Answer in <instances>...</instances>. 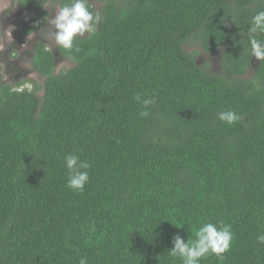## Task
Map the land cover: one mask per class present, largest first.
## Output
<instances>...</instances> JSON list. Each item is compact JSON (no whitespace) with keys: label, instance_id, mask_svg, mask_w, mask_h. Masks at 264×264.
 <instances>
[{"label":"trees","instance_id":"trees-1","mask_svg":"<svg viewBox=\"0 0 264 264\" xmlns=\"http://www.w3.org/2000/svg\"><path fill=\"white\" fill-rule=\"evenodd\" d=\"M50 1L12 3L42 21ZM100 1L93 32L56 48L69 69L35 42L43 82L0 84V264H182L174 237L204 223L233 239L199 264H264V61L245 76L264 0ZM137 94L156 100L146 118ZM228 109L242 119L221 122ZM68 154L91 165L83 192L66 186Z\"/></svg>","mask_w":264,"mask_h":264},{"label":"clouds","instance_id":"clouds-1","mask_svg":"<svg viewBox=\"0 0 264 264\" xmlns=\"http://www.w3.org/2000/svg\"><path fill=\"white\" fill-rule=\"evenodd\" d=\"M42 6L48 9L46 6ZM45 22L48 27L42 29L43 35L55 46L72 50L78 37L93 32L94 26L100 22V15L99 13L94 14L89 9L87 0H67L66 3H62L54 9V16H46ZM257 32L264 33V11H259L252 17L248 31L251 56L259 61H264V41L253 35ZM79 50V48L75 49L77 52ZM71 59L75 60V57H71ZM134 99L144 109L139 113L140 117H148V109L156 103L155 98L137 94ZM218 119L223 123L233 125L242 117L235 111L228 109L220 111ZM64 164L68 170L66 186L70 190L83 192L86 183L89 181L87 170L91 165L86 161H81L75 154L66 155ZM232 239L231 225L221 224L217 227L213 223H204L196 230L194 240L189 239L185 243L182 237L175 236L170 254L178 256L182 260V264H199L200 259L209 253L222 258L223 254L230 249ZM257 242L264 245V233L257 235ZM79 264H88V262L86 258L81 257Z\"/></svg>","mask_w":264,"mask_h":264},{"label":"rangeland","instance_id":"rangeland-1","mask_svg":"<svg viewBox=\"0 0 264 264\" xmlns=\"http://www.w3.org/2000/svg\"><path fill=\"white\" fill-rule=\"evenodd\" d=\"M60 0H52L50 1L46 7L48 9H45L47 12L46 16H54V9L58 8ZM92 6H94L96 9H100L102 6V2L100 0H88ZM22 14H25V11L20 10V8L13 4L11 0H0V56L4 58V60L0 61V84H3L5 82L9 83H15L17 81H23V86L25 88L33 87L32 82L41 84L43 82V78L40 77L37 73H35L31 66V58H30V49L27 45V41H30L34 39V35H31L29 38L22 37L21 41L19 40V37L17 35H13L12 33V27L11 25L14 23V20L18 17L21 18ZM45 16V17H46ZM45 17L42 20L43 29L47 28L48 25L45 22ZM14 28V26H13ZM86 35V34H85ZM37 37V36H35ZM38 37L41 39H45V43L49 50L56 51L57 46L52 41H49L47 37H45L42 33V29L38 33ZM15 39V40H13ZM13 42L15 46H17L18 51H16L15 57H9L8 51L11 47H13L10 43ZM15 49V47H13ZM187 50L191 51L193 50L192 46H188ZM198 57V63L204 64L208 63L210 66V69L213 72L220 71V62H221V54L220 52H215L213 54H206L202 51L199 52L197 55ZM12 62V68L10 70L11 73V79H9L8 74L6 71L9 69V67L6 66L7 62ZM14 63L18 64V68L22 69L24 71L19 73L17 71V67L14 66ZM72 66V63L68 60L64 59L63 57L59 56L56 51V67L55 72L59 73L66 69H69ZM252 67L248 70L246 76L250 75V71H252ZM16 75L17 78H15L12 75ZM41 92H38V95L41 96Z\"/></svg>","mask_w":264,"mask_h":264},{"label":"flooded vegetation","instance_id":"flooded-vegetation-1","mask_svg":"<svg viewBox=\"0 0 264 264\" xmlns=\"http://www.w3.org/2000/svg\"><path fill=\"white\" fill-rule=\"evenodd\" d=\"M11 2H12V0H11ZM48 4V3H47ZM46 4V5H47ZM45 5V6H46ZM60 5V4H59ZM19 7V6H18ZM20 8V10H22V11H25V14L23 15L22 14V17L21 18H16L15 20H14V23L11 25V27H12V33H13V35H17L18 37H19V40L21 41V38L22 37H27V38H29L31 35H34V39H32V40H30V41H27V45H28V47H29V49H30V58H31V56H32V48H33V46H34V43L35 42H42V43H44V44H46L45 43V39H41V38H39L38 37V33H39V31L41 30V29H43V24H42V22L43 21H37V20H33V15L35 14V12H29V11H27V10H25V9H22L21 7H19ZM45 9V8H44ZM46 11V10H45ZM23 21V23L24 24H28L30 27H38L39 26V28H37L34 32H32L31 34H29V35H25V36H23L22 35V33H19L21 30H22V27H20V26H18L17 28H16V25H18V23L20 22V21ZM13 26H14V28H13ZM43 26V27H42ZM35 36H37V37H35ZM13 40H15V39H13ZM13 47H15V49L13 48V47H11L10 48V50L8 51V55H9V57H15L16 56V51H18V47L17 46H15L14 45V43L13 42H11L10 43ZM47 46V45H46ZM213 54V53H212ZM4 60V58L2 57V56H0V61L2 62ZM258 60L255 58V57H253V59H252V61H251V67H252V71H250V75L249 76H246V77H251L252 76V74H253V72L256 70V68H257V65H258ZM31 63V62H30ZM12 62L10 61V62H7V64H6V66L7 67H9V69L6 71V73L8 74V77H9V79H11V73H12V71L10 72V70H11V68H12ZM14 66L15 67H17L18 66V64L17 63H14ZM17 69V71H19V73H21V72H23L24 73V71L22 70V69H20V68H16ZM249 72V71H248ZM247 72V73H248ZM25 74V73H24ZM21 75H22V73H21ZM12 76H14L15 78H17V76L16 75H12ZM18 82H20V81H17V82H15V83H9V82H5V83H8V84H16V83H18Z\"/></svg>","mask_w":264,"mask_h":264}]
</instances>
